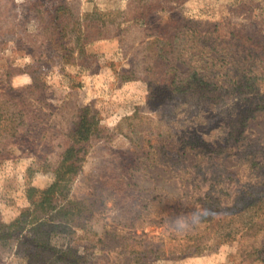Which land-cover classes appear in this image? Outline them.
<instances>
[{
  "label": "rangeland",
  "instance_id": "obj_1",
  "mask_svg": "<svg viewBox=\"0 0 264 264\" xmlns=\"http://www.w3.org/2000/svg\"><path fill=\"white\" fill-rule=\"evenodd\" d=\"M149 1L0 0V93L34 104L43 138L2 141L0 264H264V89L208 105L150 85L145 21H128ZM159 1L161 28L264 40V0ZM86 107L100 132L57 202H83L77 227L33 202Z\"/></svg>",
  "mask_w": 264,
  "mask_h": 264
},
{
  "label": "trees",
  "instance_id": "obj_2",
  "mask_svg": "<svg viewBox=\"0 0 264 264\" xmlns=\"http://www.w3.org/2000/svg\"><path fill=\"white\" fill-rule=\"evenodd\" d=\"M160 4L159 0H151L142 5V11L136 18L128 19L133 23L145 21L149 40L144 49L149 54L145 56V67L141 72L150 85L165 88L170 97L179 95L182 99L208 105L223 99H248L262 92V38L185 18L161 28L148 21L161 8ZM60 9L57 7L54 12L58 14ZM84 39L87 42L91 40L89 35H85ZM81 45L80 53L85 55L84 44ZM259 100L264 101V95L259 96ZM32 107L34 104L23 95L0 93V156L6 153H2V141H14L15 146H24L43 139L35 135L36 117H33L35 112L30 110ZM89 111L88 107L79 110L71 143L54 171L55 182L43 192L40 202H33L34 214L37 210H51L62 213L74 226L86 227L83 222L88 218V211L82 201L71 200L59 210L57 202L58 196L63 194L64 185L79 171L87 155L88 142L100 132L95 117L88 116Z\"/></svg>",
  "mask_w": 264,
  "mask_h": 264
}]
</instances>
